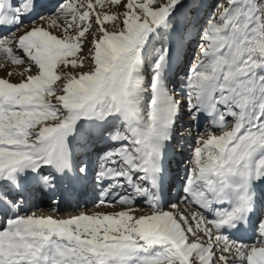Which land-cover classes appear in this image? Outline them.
<instances>
[{
	"label": "snow or ice",
	"instance_id": "6c2138e0",
	"mask_svg": "<svg viewBox=\"0 0 264 264\" xmlns=\"http://www.w3.org/2000/svg\"><path fill=\"white\" fill-rule=\"evenodd\" d=\"M0 71V264H264V0H0Z\"/></svg>",
	"mask_w": 264,
	"mask_h": 264
},
{
	"label": "bare ground",
	"instance_id": "6f19581e",
	"mask_svg": "<svg viewBox=\"0 0 264 264\" xmlns=\"http://www.w3.org/2000/svg\"><path fill=\"white\" fill-rule=\"evenodd\" d=\"M3 75V73H2V71H0V76H2Z\"/></svg>",
	"mask_w": 264,
	"mask_h": 264
},
{
	"label": "rangeland",
	"instance_id": "374dc122",
	"mask_svg": "<svg viewBox=\"0 0 264 264\" xmlns=\"http://www.w3.org/2000/svg\"><path fill=\"white\" fill-rule=\"evenodd\" d=\"M3 73V72H2Z\"/></svg>",
	"mask_w": 264,
	"mask_h": 264
}]
</instances>
